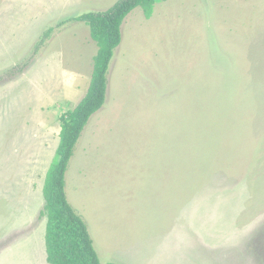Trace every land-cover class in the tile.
<instances>
[{
  "label": "rangeland",
  "instance_id": "374dc122",
  "mask_svg": "<svg viewBox=\"0 0 264 264\" xmlns=\"http://www.w3.org/2000/svg\"><path fill=\"white\" fill-rule=\"evenodd\" d=\"M117 1L0 0V264H48L46 174L98 51L68 20ZM121 32L66 174L101 262L264 264V0L160 1Z\"/></svg>",
  "mask_w": 264,
  "mask_h": 264
},
{
  "label": "trees",
  "instance_id": "16d2710c",
  "mask_svg": "<svg viewBox=\"0 0 264 264\" xmlns=\"http://www.w3.org/2000/svg\"><path fill=\"white\" fill-rule=\"evenodd\" d=\"M160 1L169 0H118L107 11L87 12L68 20L85 23L90 28L91 38L97 43L98 51L85 97L61 119L56 160L46 174L43 214L47 218L45 246L48 264H103L87 223L68 200L66 174L85 127L106 103L108 72L115 51L122 42L123 23L137 8L143 10L146 19H151L155 5ZM52 32L53 29L48 28L44 38Z\"/></svg>",
  "mask_w": 264,
  "mask_h": 264
},
{
  "label": "crops",
  "instance_id": "0c3cea01",
  "mask_svg": "<svg viewBox=\"0 0 264 264\" xmlns=\"http://www.w3.org/2000/svg\"><path fill=\"white\" fill-rule=\"evenodd\" d=\"M105 0H80V4L77 3L75 6H80V7H92V8H97L99 7ZM75 8V7H74ZM94 11H91V12H99L98 10L96 9H93ZM84 71V68L82 69L81 68V72H80V75L83 73ZM93 72V71H92ZM85 97V96H84ZM83 97V98H84ZM82 98V99H83ZM81 99V100H82ZM80 101H78V104H79Z\"/></svg>",
  "mask_w": 264,
  "mask_h": 264
}]
</instances>
